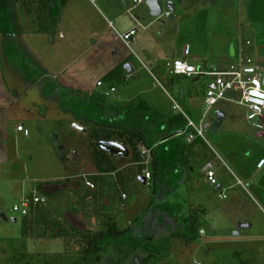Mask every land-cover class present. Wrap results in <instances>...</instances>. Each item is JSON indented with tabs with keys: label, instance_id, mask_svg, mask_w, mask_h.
I'll use <instances>...</instances> for the list:
<instances>
[{
	"label": "rangeland",
	"instance_id": "obj_1",
	"mask_svg": "<svg viewBox=\"0 0 264 264\" xmlns=\"http://www.w3.org/2000/svg\"><path fill=\"white\" fill-rule=\"evenodd\" d=\"M88 1L71 0L64 14L68 0L63 6L61 0H54V12L70 16L72 22L89 17L99 20L93 9L110 22L104 31L100 28L103 37L91 41L88 52L57 76L36 81L30 67L37 64L23 38L7 39L0 30V264H264V120H247L246 108L232 103L217 104L206 113L204 138L195 137L189 144L182 134L170 140L168 146L174 149L183 144L181 153L166 151L167 163L162 171L158 168V174L147 165L151 178L146 185L135 178L134 186H129L130 207L119 212L116 221L122 228L128 226L127 231L134 218L141 225L118 238L106 235L99 243L105 245L103 251L86 256L80 253V244L69 239L22 237V203L32 192L66 198L70 188L65 179L79 168L85 173L94 170L87 136L72 129L77 116L85 112L95 121H111L112 115L122 116L127 109L138 117L136 105L126 106L141 96L152 111L169 117L181 114L173 109L174 101L199 125L209 77L194 81L195 77L157 74L166 70V60L173 57L171 47L173 58H179L181 50L184 56L190 54L186 57L190 63L208 70L235 63L241 48L244 56L258 63L264 77V0H161L162 11L171 15L159 17L150 15L145 0L138 4L135 0ZM123 1L135 8L125 12ZM168 2L174 4L173 10ZM134 18L142 26H137L138 42H131L129 48L118 33L134 24ZM0 21L3 32L6 25L12 26L11 21L26 30L36 29L33 18L21 14L14 0H0ZM13 27L11 31L17 29ZM231 48L235 55L230 54ZM126 62L135 68L131 74L123 69ZM111 87L113 92H109ZM87 94L101 102H87ZM217 112L224 116L217 119ZM144 118L156 120L152 112ZM17 125L28 135L17 132ZM78 125L85 127L84 122ZM138 126L150 142L164 136L161 125ZM183 130L190 133L186 127ZM70 150L78 154L73 166ZM128 161L131 158L118 164ZM208 164L215 172L216 185L205 177ZM49 181L59 183L48 187L54 184H46ZM48 196L44 205L51 200ZM88 208L89 216L81 213L83 226L68 217L77 228L96 231L100 220L92 206ZM190 217L195 218L196 231L190 227ZM199 229L205 233L199 234ZM178 233L195 238L184 245L175 236ZM149 254L151 258L145 259Z\"/></svg>",
	"mask_w": 264,
	"mask_h": 264
},
{
	"label": "trees",
	"instance_id": "obj_2",
	"mask_svg": "<svg viewBox=\"0 0 264 264\" xmlns=\"http://www.w3.org/2000/svg\"><path fill=\"white\" fill-rule=\"evenodd\" d=\"M14 2L17 4L18 11L21 14L33 18L38 32H48L55 28L49 18L51 0H14ZM65 2L66 0H61L62 6ZM33 4L36 5L35 8ZM133 105L137 107L138 117L131 115L129 110L125 109L122 116L123 122L121 123L90 119L83 121L87 130L86 136L89 141V153L96 173L77 177L76 180L80 181L84 187L86 182H89L91 186L86 185L85 188L77 191L74 198H70L69 196L63 198L60 195H56L51 196V200L46 205L43 203L31 204L28 213L23 215L22 218L23 238L69 239L80 244V253L87 256L105 249V245H100L99 243L106 235L112 238H118L127 232V229H120L114 222L113 217L116 210L114 202L116 201V196L120 197L122 193L126 196L124 201H130L129 181H135V178L141 175L146 167L141 163L136 164L135 174L129 179L125 172L121 173L122 171L118 170V160L122 157H127L131 158V162L142 161L140 154L141 148L144 147L149 148L151 151L150 165L155 172L154 174H158L159 168L155 157V149L152 147L153 144L150 143L147 132L141 126H138L142 123L143 114L152 112L156 120L166 125V132L171 135L180 132L185 128L187 123L181 114L169 117L152 111L140 97L129 102L126 108ZM113 108L119 107L113 106ZM111 141L122 144L127 149L129 155L126 156V153H110L102 147L104 143ZM62 148L63 145L61 144L58 150L61 152L63 151ZM60 158L62 159L63 157L61 156ZM58 183V181L46 182L48 185H56ZM32 193L28 198L31 197ZM44 193L36 194L48 196ZM88 197L91 199L90 204L85 201ZM102 199H107L109 202L108 205H102L100 203ZM90 205L92 206L94 216L100 220L101 227L96 231H90L88 229L77 230L65 220L66 211L77 213L81 210L84 216H89L88 206ZM194 220L195 218L190 217L189 224L191 229L196 231ZM175 236H179L184 242V245H189L195 238V235L187 236L184 233H178ZM151 256L152 254H149L145 259L148 260Z\"/></svg>",
	"mask_w": 264,
	"mask_h": 264
},
{
	"label": "crops",
	"instance_id": "obj_3",
	"mask_svg": "<svg viewBox=\"0 0 264 264\" xmlns=\"http://www.w3.org/2000/svg\"><path fill=\"white\" fill-rule=\"evenodd\" d=\"M123 2H124L123 8H124V11L125 12L128 13V12H130L131 10H133L135 8V6L128 4V2H125V1H123ZM68 3H69V5H71L70 4L71 3V0H68V2H66V4L64 5V7H63V13H64V11L67 13ZM54 4H55L54 0H51V4H50V7H49V18H50L51 24L55 28L53 30L48 31V32H38L37 31V28L36 29H33V30H26V29H23L22 24L21 25L19 23L17 24V23H15V21H11V23H12L11 24L12 25L11 27L14 28L13 26L16 25L17 26V29L16 30L11 31V29H10L11 27H8V25H6L5 27L7 28V30L5 32H3L2 31V27L0 25L1 33H3L4 36L7 39L9 37H12V38L13 37H17L18 35L23 38L27 53H29L31 55V58L37 64L35 66H31L30 67L31 68V71H32V74H34L36 72L35 73L36 74V78H35L36 81H39V79L41 77H48L50 75L57 76L60 73L64 72L72 63H74L75 61H77L78 59H80L84 54H86L88 52L91 41H94L97 38L98 39H101L103 37V32H101L100 28H102V30L104 31L105 27H108L110 25V22L107 21L106 18H105V16L103 14L101 15L98 12L97 9L96 10L93 9V11L97 14V16L99 17V20L96 21L93 18H90L89 17V18H86V19H78V20L72 22L71 17L68 16V15H64L65 13L63 14L62 11H61V14H63L62 17H60V14H59L60 12H54V8H55V7H53ZM89 4H91V3H89ZM136 4H138V3H136ZM168 5H169L170 10H173L174 4H172L171 2H168ZM76 11H77V8L75 9V12ZM164 12H167V11H164ZM169 15H171V14H169ZM138 18L140 20H143L142 17H139L138 16ZM138 18H134L133 19L134 24L129 25L128 28L125 29L123 32H125V31H127V30H129L131 28H134L136 30L135 35L136 34L139 35L138 34V31H137V26L140 27V26H142V24L140 23V20ZM152 22L153 21H150L148 24L144 25L143 27L146 28L147 26H150V24ZM1 23H2V21H0V24ZM6 23L9 24L8 22H6ZM138 39H139V37L136 38L134 36L133 37V40L131 42L137 43L138 42ZM9 45L10 44H8V46ZM4 47H5L4 50H7V48H8L7 47V44ZM129 48H130V45H129ZM169 53H170V55H173V57H175V51H174V49L172 47H171ZM230 54L231 55H235L234 48H232V50H230ZM179 55H180L179 58L178 57L177 58H173L172 57V58L167 59L166 62L171 61V59H172V61L173 60H187L188 61V59L186 57L187 56H190V54L187 55V56H184L181 50H180V54ZM202 59H204V58H202ZM138 61L140 62L141 67L143 66V68L147 69V66L140 59H138ZM127 63L133 68V71L132 72H134L135 71V68H134L133 64L131 62H126L125 64H127ZM154 63L155 62H153V64ZM191 64H193V63H191ZM193 65H195V64H193ZM202 67L205 70H208L206 67H204V66H202ZM220 68H222V67H220ZM156 72H157V74H159L162 77H164L166 75V73H167L166 70H164V72L162 70H157ZM150 75L153 76L154 74L151 73ZM167 75H169V74H167ZM197 79H198V77H195L194 78V81H196ZM172 81H173L172 79H169L168 84L171 85L172 84ZM78 91H81L82 92L81 89H78ZM137 97H140L142 100H144L147 103V105L151 108V106L148 103V101H146L145 99H143L141 96H137ZM97 99L98 100H101L100 98H98L94 94H87L86 95V101L87 102H89V101L96 102ZM151 110H152V108H151ZM129 112H131V110H129ZM88 115L89 114H87V113L84 112L83 114L77 116V124L82 123L85 119L93 120L91 118V116H88ZM145 115H147V114H143L142 123L151 126L152 129H153V127L156 124L159 125V126L161 125V127H163V129H164V131L162 129V132H163L164 136L160 140H155L156 142H153V140H152V142H150L151 144H153L152 147L155 149V157L157 159L159 171H162L163 168L165 167L166 163H167L165 161V155H164V153H166V151L169 152L170 150H174V151L178 150L179 152L182 150L180 148V147L183 146V144L181 142L177 144V146H176L177 148L176 149H174L173 146H171V147L168 146V144L170 143V140H172V139H174V138H176V137H178L180 135L182 136V134H183V136L184 135L188 136L191 133L188 134L187 131L184 130V132L183 131H180L178 133H175V134H172L171 135V134H169V133L166 132L167 131L166 130L167 127H166V125L163 122L160 121L161 124H159L154 119L144 118ZM122 116H116L114 114V115H112V120L111 121L112 122H117V123L120 122L121 123V122H123ZM205 127H208V124L205 125ZM151 128H149V129H151ZM72 129H73L74 132L77 131L74 128H72ZM81 133L86 135L87 130H86V132H81ZM191 143H189V144H191ZM144 149L145 150H148V153H146L143 158H142V156L140 154V158L142 159V161H139V162H131V161H128L127 165L117 164L118 170H120V171L125 170V169L127 170L126 171L127 172V174H126L127 175V178L130 179V177L135 174L136 169H135L134 166L136 164H140L141 163V164H144L145 167L147 165H150L151 164V151H150L149 148H144V147L141 148V151L144 150ZM160 150L162 151L161 152L162 154H160ZM68 153L74 154L75 160L73 162H71V165L72 166H73V164L76 165V163L78 161L77 151L76 150H70ZM128 155L129 154H127L126 156H128ZM163 155H164V157H163ZM122 159L127 160L128 158L127 157L126 158L125 157L124 158L122 157V158H120L118 160V163ZM207 167L212 168V165L211 164H208L205 168H207ZM93 169L94 170H92L91 172L85 173V172H82L81 169L79 168L78 169L79 170L78 172H76L75 174H72L71 176H69V177L66 178V179H68L66 181V184L70 188L69 189L70 191H68V194L69 195H67V196H69L70 198H74L75 197V193L77 191H79L80 189L86 187V185H85V187L82 186L81 182L78 181V180H76V178L77 177H80V176L87 175V174H94V173H96L95 167ZM143 172H148L147 171V168H145V170H143ZM140 176H144V173H143V175L141 174ZM69 178H71L73 180H69ZM150 178H151V174H150ZM146 181H147V179H146ZM51 186H56V185H50L48 187H51ZM129 186L133 187L134 186V181H129ZM219 187H220V185H219ZM49 196L50 197L51 196H56V194H50ZM125 198H126V196H125L124 193H122L120 197L119 196H116V201L114 202V206L116 207L115 208L116 209L115 210V214H114V222L116 223V225H117V221L116 220L118 219V217L116 218V215L119 212H123L127 207H130V204L131 203L124 201ZM104 200L107 201V203L104 202ZM85 201L88 204H90L91 203L90 197L86 198ZM100 203L102 205H108L109 202H108L107 199H102ZM197 212L198 213L199 212H202V210H197ZM81 213H82L81 210H79V212H77V213H72V212L66 211L65 212V220L72 227H74L75 229H77V230H83V229H80V228H77L76 226H74V224L71 222L70 218L68 217V215L71 216V218L74 221H76L79 225L83 226V225H85V219L83 217H81ZM129 224L131 226H130L129 230L127 231L128 233L131 232V230H133L134 227H136V226H139L140 227V225H141L140 224V221H137L136 222V219L135 218ZM117 226L120 229H127L128 228V226H127V228H122V227L119 226V224ZM244 227L247 228L249 226L245 225ZM200 230H202L203 233H200ZM198 233L199 234H204L205 231L203 229H199L198 230Z\"/></svg>",
	"mask_w": 264,
	"mask_h": 264
},
{
	"label": "built area",
	"instance_id": "obj_4",
	"mask_svg": "<svg viewBox=\"0 0 264 264\" xmlns=\"http://www.w3.org/2000/svg\"><path fill=\"white\" fill-rule=\"evenodd\" d=\"M141 0H138L140 2ZM170 12H163L161 15L169 16ZM136 30L131 28L125 32L119 33L120 40L129 47ZM165 68L170 75H180L186 77H199L208 76L209 80L205 88L204 96V114L200 118L199 125H196L185 113L181 111L179 106L173 101V109L179 111L186 120V129H190V135L185 136V141L190 143L195 137L204 138V127L202 122L204 116L217 104L232 103L240 105L247 110V120L252 121L255 119L264 120V84L261 73V68L256 61L249 56H244L241 48L238 52V59L235 63L226 68H219L215 70H205L201 67L189 63L187 60H173L165 63ZM158 83V82H157ZM102 83L98 82L97 86ZM114 88L111 87L109 92H113ZM109 92H105L107 96ZM17 132H23L26 136L28 131L22 126L15 127ZM184 132V130H183ZM148 150H142V158ZM144 177L148 180L150 178L149 172H144ZM205 177L210 184L216 185L215 172L212 168L205 169ZM240 183V181H238ZM86 185L91 186L89 182ZM219 187V185H217ZM124 196V195H123ZM220 198H225V194L219 193ZM46 197L32 193L30 198H26L22 203L21 214L26 215L31 204L44 203ZM200 233H203L200 230Z\"/></svg>",
	"mask_w": 264,
	"mask_h": 264
},
{
	"label": "water",
	"instance_id": "obj_5",
	"mask_svg": "<svg viewBox=\"0 0 264 264\" xmlns=\"http://www.w3.org/2000/svg\"><path fill=\"white\" fill-rule=\"evenodd\" d=\"M136 3H142V0L138 2V0H135ZM161 0H145V4L149 9L150 15L153 17H159L162 13V7L160 5ZM232 50V48H231ZM232 53V52H231ZM123 69L130 74L133 71V68L127 63L124 65ZM263 84H264V79H263ZM224 115L220 112L216 114V118L220 119ZM73 128L81 131V132H86V129L78 124H73ZM102 147L107 150L110 153H115V154H120V153H127V149L120 143L111 141V142H106L102 145ZM206 169V168H205ZM137 182H139L142 185H146L147 181L144 176H138L137 177ZM218 188V187H217ZM15 219H13V222Z\"/></svg>",
	"mask_w": 264,
	"mask_h": 264
},
{
	"label": "flooded vegetation",
	"instance_id": "obj_6",
	"mask_svg": "<svg viewBox=\"0 0 264 264\" xmlns=\"http://www.w3.org/2000/svg\"><path fill=\"white\" fill-rule=\"evenodd\" d=\"M258 135H263V133H258Z\"/></svg>",
	"mask_w": 264,
	"mask_h": 264
}]
</instances>
